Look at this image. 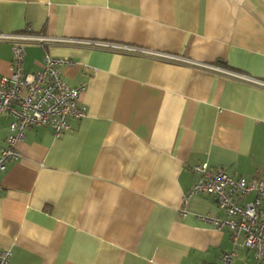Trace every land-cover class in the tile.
I'll return each mask as SVG.
<instances>
[{"label":"crops","instance_id":"obj_1","mask_svg":"<svg viewBox=\"0 0 264 264\" xmlns=\"http://www.w3.org/2000/svg\"><path fill=\"white\" fill-rule=\"evenodd\" d=\"M98 40L219 65L264 79V0H0V33ZM72 60L63 82L85 85L81 119L55 137L33 126L0 182V250L8 264H252L233 246L214 196H188L207 162L264 181V89L151 54L65 41L24 47ZM11 44L0 40V76ZM10 118L0 115V150ZM184 209V213L180 212ZM241 241V240H240Z\"/></svg>","mask_w":264,"mask_h":264},{"label":"built area","instance_id":"obj_2","mask_svg":"<svg viewBox=\"0 0 264 264\" xmlns=\"http://www.w3.org/2000/svg\"><path fill=\"white\" fill-rule=\"evenodd\" d=\"M0 40L10 42L12 50L9 73L0 76V115L10 118L5 146L0 150V178L7 163L19 156L15 144L24 138L28 128L50 126L54 136L58 137L69 128L70 118L81 119L86 115V107L78 103L79 94L85 89V85L71 87L61 78L60 66L69 64L72 60L46 53L40 70L27 73L22 64L24 47L27 44L43 46L50 41H65L81 46L162 56L264 89V79L246 73L215 64L154 53L128 44L98 40H63L33 33L29 26L21 33H0ZM190 170L196 175V180L188 196L197 193L214 196L217 206L226 214L224 218L211 217L214 226L229 230L233 246L241 245L251 250L252 264H264V181L235 177L224 169L209 167L207 162L192 165ZM1 189L0 182V191ZM180 212L184 213V209H180ZM236 254L233 247L223 252L214 264H230ZM10 256L9 249H1L0 264H8Z\"/></svg>","mask_w":264,"mask_h":264}]
</instances>
